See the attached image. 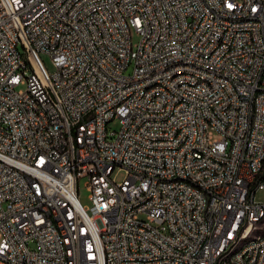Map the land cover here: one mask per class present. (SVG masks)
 <instances>
[{"label":"built area","instance_id":"built-area-1","mask_svg":"<svg viewBox=\"0 0 264 264\" xmlns=\"http://www.w3.org/2000/svg\"><path fill=\"white\" fill-rule=\"evenodd\" d=\"M259 190L264 0H0V264H264Z\"/></svg>","mask_w":264,"mask_h":264},{"label":"bare ground","instance_id":"bare-ground-1","mask_svg":"<svg viewBox=\"0 0 264 264\" xmlns=\"http://www.w3.org/2000/svg\"><path fill=\"white\" fill-rule=\"evenodd\" d=\"M130 75H125L121 72V80H130ZM169 81H178V74H169ZM26 100H33V92H26ZM212 114H219V106H212ZM57 117H64V109H57ZM64 139H71L70 129H63ZM228 165H221L218 169L219 177H227ZM31 181H43V173H30ZM151 186H158V179H151ZM47 223H56L55 214H47ZM254 225H259V228H252L251 232H246L243 235H236L233 243V250L225 252L222 256V263H231L238 261L242 256H246L249 246L256 244L259 241L260 235L264 239V233H261L262 226L264 227V204L262 206V214L255 216ZM93 246H101V239H93Z\"/></svg>","mask_w":264,"mask_h":264},{"label":"rangeland","instance_id":"rangeland-1","mask_svg":"<svg viewBox=\"0 0 264 264\" xmlns=\"http://www.w3.org/2000/svg\"><path fill=\"white\" fill-rule=\"evenodd\" d=\"M140 37L136 34H132V41L133 44H137L139 41ZM41 61L44 65V67L46 68L47 71L51 72L53 70V65H52V61L48 56L42 55L41 57ZM131 74V69L128 72H125V75H130ZM19 89H25L24 87H20ZM121 125H120V121L115 119L113 121H111L110 123H108L107 125V129L109 132H118L120 129ZM214 138H217V135L215 134ZM113 177L115 179L116 182H121L124 179V172L120 171V172H115L113 174ZM86 180L85 179H81L78 182V197H79V201L81 203L82 206L84 207H89L90 206V201H89V192L87 191L86 185H85ZM255 200L259 201V202H264V190H259L257 191L256 195H255ZM261 233H264V227L262 226V230Z\"/></svg>","mask_w":264,"mask_h":264}]
</instances>
